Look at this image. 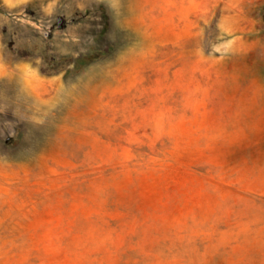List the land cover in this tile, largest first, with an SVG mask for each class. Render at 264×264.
Returning a JSON list of instances; mask_svg holds the SVG:
<instances>
[{"label": "rangeland", "instance_id": "1", "mask_svg": "<svg viewBox=\"0 0 264 264\" xmlns=\"http://www.w3.org/2000/svg\"><path fill=\"white\" fill-rule=\"evenodd\" d=\"M0 264H264V0H0Z\"/></svg>", "mask_w": 264, "mask_h": 264}, {"label": "trees", "instance_id": "2", "mask_svg": "<svg viewBox=\"0 0 264 264\" xmlns=\"http://www.w3.org/2000/svg\"><path fill=\"white\" fill-rule=\"evenodd\" d=\"M86 59H87V58H86ZM87 60H88V62H92L94 59H92V58L89 59V58H88Z\"/></svg>", "mask_w": 264, "mask_h": 264}]
</instances>
